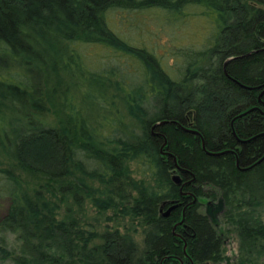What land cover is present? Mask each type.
<instances>
[{"label": "trees", "instance_id": "1", "mask_svg": "<svg viewBox=\"0 0 264 264\" xmlns=\"http://www.w3.org/2000/svg\"><path fill=\"white\" fill-rule=\"evenodd\" d=\"M194 5L215 16L217 36L185 56L177 78L104 20L116 8L177 14ZM86 43L142 68V81L89 99L104 116L86 114L63 85L84 73L92 88L111 85L75 68V45ZM263 83L264 0H0V263L264 264ZM5 113L16 122L7 131ZM107 114L105 133L92 116ZM84 199L105 213L103 228L82 219Z\"/></svg>", "mask_w": 264, "mask_h": 264}, {"label": "rangeland", "instance_id": "2", "mask_svg": "<svg viewBox=\"0 0 264 264\" xmlns=\"http://www.w3.org/2000/svg\"><path fill=\"white\" fill-rule=\"evenodd\" d=\"M214 17L212 13L205 12L203 7L194 5L193 7L185 6L177 14H170L156 7L135 10L116 8L115 10L107 11L104 20L114 35L125 40L133 47L143 48L153 56L157 65L162 70L170 75V77L176 76L177 78L178 70L188 60V56L185 57L186 55H189L191 52L199 53L213 44L217 36V30L213 23ZM75 51L79 54V58L74 62L75 68L79 70L83 67L90 69L91 72L102 75L101 77L105 81L107 80L106 76H109L112 82L111 85L95 89L96 87L92 88V86L87 85L88 75L86 73L73 76L72 80L65 78L66 81L63 85L65 86V84L70 83L66 96L70 99L72 98L73 101H77L86 114L98 111L103 113L104 116L103 108L96 109L98 105L95 103L94 105L93 103L88 104L91 101L89 99L93 95L108 96L110 92L115 91V85L120 84V87L125 89L129 81L136 83L143 79L141 65L135 58L124 55L110 47L86 43L79 44L78 46L75 45ZM116 102L117 105L119 104L117 107L121 110V113L125 115L124 109L117 98ZM86 104L87 106H84ZM103 106L109 107L108 102L107 104L104 103ZM5 114L3 125H5V130L7 131L8 126L12 128L16 125V122L12 114ZM103 116H92V120H96L94 122L102 126H99V129L106 133L110 128L108 123L110 115L108 116L107 114L105 119ZM43 121L55 124V117L46 114ZM12 135L13 133L10 132L8 138H11ZM129 166L135 176V165L131 163ZM20 178L23 181L25 180L24 182L28 186H31V182L27 177L21 175ZM82 202V211L80 213L82 219L88 222L96 221L95 223H98L99 226L98 229L103 228L105 213L98 214L96 209L85 199ZM4 204L5 200L0 199V214L4 209ZM109 213L106 212L107 215ZM262 218L264 219V210ZM141 230V228H137L132 233V238L138 245L141 244ZM5 240L8 247H14L17 244L14 241V235L11 233L5 234ZM224 243V255L229 258V261H232L233 255L237 254V239L234 234H230L229 238H225ZM219 264H225V261Z\"/></svg>", "mask_w": 264, "mask_h": 264}, {"label": "water", "instance_id": "3", "mask_svg": "<svg viewBox=\"0 0 264 264\" xmlns=\"http://www.w3.org/2000/svg\"><path fill=\"white\" fill-rule=\"evenodd\" d=\"M230 58H227L224 62H223V65L227 62V60H229ZM262 86H264V83L262 84V85H259V86H257V88L258 87H262ZM249 88H253V87H249ZM263 91V90H262ZM261 91V92H262ZM260 94V93H259ZM163 122H167V121H165V120H163V121H160V122H158V123H155L153 126H155L156 124H162ZM181 129L183 130V131H188V132H191V133H193V134H198V132L197 131H195L194 129H191V128H188V127H183V126H181ZM201 148L203 149V141L201 140ZM224 152H226L225 150L224 151H216V152H211V151H206V153L207 154H209V155H219V154H221V153H224ZM258 161V160H257ZM256 161V162H257ZM235 164H237V162L235 161ZM175 170H177V171H179V168L177 167V166H175V168H174ZM171 180L174 182V183H179L180 182V177H179V175L178 174H175V173H173V175L171 176ZM172 202V201H171ZM177 206V204L176 203H170V205L167 207V209H166V211L162 214L163 216H166V215H168V213L170 212V210H172L174 207H176Z\"/></svg>", "mask_w": 264, "mask_h": 264}, {"label": "flooded vegetation", "instance_id": "4", "mask_svg": "<svg viewBox=\"0 0 264 264\" xmlns=\"http://www.w3.org/2000/svg\"><path fill=\"white\" fill-rule=\"evenodd\" d=\"M259 96V95H258Z\"/></svg>", "mask_w": 264, "mask_h": 264}]
</instances>
